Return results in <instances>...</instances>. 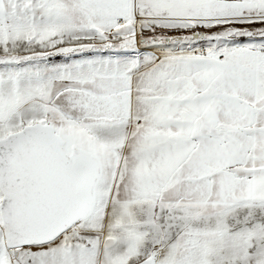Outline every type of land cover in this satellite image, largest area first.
I'll return each instance as SVG.
<instances>
[{
    "label": "snow or ice",
    "instance_id": "1",
    "mask_svg": "<svg viewBox=\"0 0 264 264\" xmlns=\"http://www.w3.org/2000/svg\"><path fill=\"white\" fill-rule=\"evenodd\" d=\"M0 264H264V0H0Z\"/></svg>",
    "mask_w": 264,
    "mask_h": 264
}]
</instances>
